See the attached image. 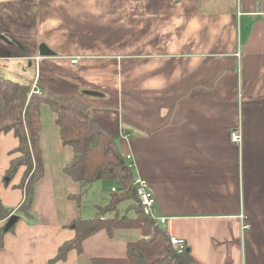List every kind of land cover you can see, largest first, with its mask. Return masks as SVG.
Listing matches in <instances>:
<instances>
[{
	"label": "crops",
	"instance_id": "1",
	"mask_svg": "<svg viewBox=\"0 0 264 264\" xmlns=\"http://www.w3.org/2000/svg\"><path fill=\"white\" fill-rule=\"evenodd\" d=\"M39 3L34 45L54 56L40 58L33 45L8 40L0 60L23 74L11 76L89 106L94 121L117 137L121 154L131 153L153 193L154 215L168 219L160 229L183 241L194 261L264 264V0ZM233 132L240 143L231 141ZM16 146L12 133L0 134V205L20 217L4 235L0 264L126 262L128 246L144 236L128 203L119 212L126 218L86 237L80 254L50 263L73 238L71 223L94 218L109 196L97 195L85 215L82 199L80 207L69 199L81 191L62 171L72 150L41 105L44 174L30 217L18 216L23 193L14 186L23 169L2 182ZM5 223L0 218V228Z\"/></svg>",
	"mask_w": 264,
	"mask_h": 264
},
{
	"label": "trees",
	"instance_id": "2",
	"mask_svg": "<svg viewBox=\"0 0 264 264\" xmlns=\"http://www.w3.org/2000/svg\"><path fill=\"white\" fill-rule=\"evenodd\" d=\"M12 23V17L3 22L9 27L15 26ZM18 44L23 46L20 42ZM31 85L32 81L29 79L13 81L3 77L0 71V134L12 133L17 140V146L11 152L16 157L10 161L9 168L2 177L4 185L7 186L17 171L23 169L19 184L14 186L23 193L17 214L30 217L34 187L44 174L39 146L41 105H46L54 114V124L62 146L72 150V159L62 171L80 186L81 191L78 195L69 196V199L80 207L83 193L95 182L107 181L115 185L106 205L96 207L94 218H78L71 223L73 238L57 249L50 263L65 260L71 251L80 254L81 242L86 237L102 229L106 223L109 226L118 219L120 221L126 218L119 217V212L120 206L128 203L134 215L133 220L144 229V236L138 245L128 246L126 262L111 264H199L189 252L173 251L169 238L154 221L142 214L132 185L134 173L118 149L117 137L108 134L94 121L89 106L75 97L56 96L43 90L32 92ZM12 212V209H5L0 205L1 220L7 221ZM3 227L0 228V249L4 235L14 228L3 232ZM145 237L150 241L146 242ZM149 243H156L157 247L147 254L142 249Z\"/></svg>",
	"mask_w": 264,
	"mask_h": 264
},
{
	"label": "rangeland",
	"instance_id": "3",
	"mask_svg": "<svg viewBox=\"0 0 264 264\" xmlns=\"http://www.w3.org/2000/svg\"><path fill=\"white\" fill-rule=\"evenodd\" d=\"M43 3V0H0V33L3 34V36H8V38H13L17 39L20 43H22L24 46L26 44L28 45H33V48H35V51L37 53V48H36V42L33 41V32L31 29V25H33L34 20H35V13L36 10H38V6L40 3ZM9 5V6H5ZM18 16V17H17ZM12 17V24L10 27L8 25L3 24V22L9 18ZM18 25V27H17ZM4 43L5 41L0 39V54L4 55L3 49H4ZM2 50V51H1ZM0 66L1 67V73L3 74V77L21 82L20 79L17 77H12L11 72L15 76H19V71L18 73L16 70L9 68V65L4 63L3 61L0 60ZM8 68L9 72L7 73L6 69ZM23 75L20 73V76ZM28 76H30V73H27ZM25 80L28 78L26 76H23ZM97 186H100V194H97V191L95 190ZM111 183L107 181H100L97 182L93 187L89 188L85 193L82 195V201L81 205L82 210L84 215L92 211V208L94 205L98 204L97 203V195H99V198H106L107 196L110 195V190H111ZM100 201V200H99ZM106 205V204H105ZM103 205V206H105ZM102 206V207H103ZM143 214V213H142ZM18 216L20 214H17ZM92 217L89 218H93ZM146 242L150 241L148 237H145L144 239ZM144 247V246H143ZM142 247V248H143ZM157 247L156 243H149L148 246H145L142 250L144 253H151L155 248Z\"/></svg>",
	"mask_w": 264,
	"mask_h": 264
},
{
	"label": "built area",
	"instance_id": "4",
	"mask_svg": "<svg viewBox=\"0 0 264 264\" xmlns=\"http://www.w3.org/2000/svg\"><path fill=\"white\" fill-rule=\"evenodd\" d=\"M77 63H78V58H74V59L70 60L71 65H75ZM31 90H32V92L38 93V90L36 89V87L34 85H33ZM128 137H129L128 135H122L121 136V138H123L126 141L128 140ZM230 139L233 143H240V141H241L240 134L235 133V132L231 133ZM124 158L128 163V167L135 174L133 177L134 179H133L132 185L135 188V195H136L138 203L141 207L142 213L145 216L149 217L152 221H154V223L159 227V229L160 228L163 229L162 227L164 225H166L168 219L164 218V217H156L154 215L153 209H154V205H155V199H154L153 193H152L147 181L144 180L143 178H141L137 174L136 164L133 160L131 153L126 154L124 156ZM112 191H114V190H112ZM240 219L243 222L245 220L244 217H240ZM246 229H248V225L243 224L242 230H246ZM161 231L163 232V230H161ZM169 242H170L172 250L175 252L181 253V252L186 250V245L181 240L169 238Z\"/></svg>",
	"mask_w": 264,
	"mask_h": 264
},
{
	"label": "water",
	"instance_id": "5",
	"mask_svg": "<svg viewBox=\"0 0 264 264\" xmlns=\"http://www.w3.org/2000/svg\"><path fill=\"white\" fill-rule=\"evenodd\" d=\"M0 39L5 41V42H9L8 39L0 34ZM37 52H38V56L40 58H47V57H53L54 53L47 48L44 44H40L37 48ZM18 221V217L16 215H11L6 223L4 224L3 227V232H8L11 228L14 227V225L16 224V222ZM186 252H189L188 249L185 250Z\"/></svg>",
	"mask_w": 264,
	"mask_h": 264
},
{
	"label": "flooded vegetation",
	"instance_id": "6",
	"mask_svg": "<svg viewBox=\"0 0 264 264\" xmlns=\"http://www.w3.org/2000/svg\"><path fill=\"white\" fill-rule=\"evenodd\" d=\"M1 35H3V34H1ZM5 36V35H4ZM8 40H10V42L11 41H13V40H16V39H13V38H8V36H5ZM17 41V40H16ZM15 42V41H14Z\"/></svg>",
	"mask_w": 264,
	"mask_h": 264
},
{
	"label": "bare ground",
	"instance_id": "7",
	"mask_svg": "<svg viewBox=\"0 0 264 264\" xmlns=\"http://www.w3.org/2000/svg\"><path fill=\"white\" fill-rule=\"evenodd\" d=\"M134 179V178H133ZM138 201V200H137Z\"/></svg>",
	"mask_w": 264,
	"mask_h": 264
}]
</instances>
